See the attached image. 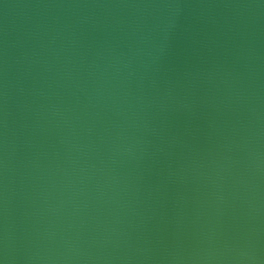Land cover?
I'll return each mask as SVG.
<instances>
[{
    "label": "water",
    "instance_id": "1",
    "mask_svg": "<svg viewBox=\"0 0 264 264\" xmlns=\"http://www.w3.org/2000/svg\"><path fill=\"white\" fill-rule=\"evenodd\" d=\"M0 264H264V0H0Z\"/></svg>",
    "mask_w": 264,
    "mask_h": 264
}]
</instances>
